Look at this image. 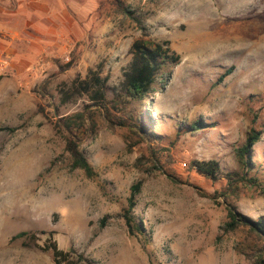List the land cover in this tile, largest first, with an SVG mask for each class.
<instances>
[{"label": "rangeland", "instance_id": "obj_1", "mask_svg": "<svg viewBox=\"0 0 264 264\" xmlns=\"http://www.w3.org/2000/svg\"><path fill=\"white\" fill-rule=\"evenodd\" d=\"M56 3L40 34L0 29V264H54L39 247L49 231L59 249L82 257L79 264H253L255 255L238 253L246 234L222 227L226 209L250 221L264 217V195L243 187L225 199L222 181L213 184L189 165L215 159L222 174L237 170L235 148L255 127L262 132L251 159L264 169V0ZM138 39L179 56L141 104L153 135L176 138L163 166L149 161L148 138L112 122L128 121L118 97ZM90 70L107 77L106 110L86 93L62 103L61 91ZM82 112L81 132L62 127L64 117ZM197 120L212 127L180 130ZM73 133L91 178L70 168L65 146ZM22 171L21 184L12 178ZM125 211L142 234H128Z\"/></svg>", "mask_w": 264, "mask_h": 264}, {"label": "trees", "instance_id": "obj_2", "mask_svg": "<svg viewBox=\"0 0 264 264\" xmlns=\"http://www.w3.org/2000/svg\"><path fill=\"white\" fill-rule=\"evenodd\" d=\"M120 8L122 14L128 17L133 16L130 7H125L120 3ZM129 52L131 58L123 71V79L121 82L124 95L118 97L120 104L123 106L126 105L129 108L128 121L119 117L117 121L112 122L119 123L121 126H134V134L142 133L139 135V138L142 140L148 138L151 144L147 146L149 161L153 164L158 163L163 166L164 160H166L165 158H171L170 150L167 146L170 144L174 145L176 138L170 143L153 135L149 131L150 124L144 118V111L141 108V104L149 100L157 92L160 85L165 83L171 68L179 63V56L171 52L168 48H163L160 44L145 39L135 40ZM71 66L69 63L66 67L69 68ZM228 74L225 73L222 75L218 79V83ZM106 91L107 77H101L99 74L90 70L86 79L74 82L69 89L61 91V100L62 103H65L71 100L74 95L86 93L96 106L106 110ZM85 119L84 112L66 116L62 119V127L68 129V131L75 128V132L79 133L85 125ZM94 126V121H91V127ZM210 126L212 127L211 123L197 120L191 122L183 130H180L195 132ZM178 132L179 130L177 131L176 137L179 136ZM261 132V130L255 127H250L246 133L244 143L235 148L238 163L237 170L222 174L220 163L215 159L193 160L190 162L189 168L201 174L213 184L222 181L223 192L221 196L225 199L236 196L243 187H249L257 195H264V169H260L259 167L255 169V165L251 159L252 147L260 140ZM76 136L73 133V135L66 137L65 151L68 153L70 168L72 170H81L86 177L91 178L94 175L93 169L80 150V142ZM139 191L140 183L131 186V193L128 199L130 207L134 206L133 198ZM226 210L227 220L222 227L223 232L225 234L236 233L238 231L244 232L246 238H244L243 242L239 243L238 253L242 255H255L253 264H264V217H260L256 221H250L233 212L231 209ZM125 224L129 235L134 236L136 233H143L141 225L137 222L134 215L128 213V211L125 213ZM25 235L27 233H21L19 236ZM53 235V231L47 232L46 241L39 247L42 251L51 253L54 264H79L83 260L81 256L75 257L70 251L59 249L57 242L53 239Z\"/></svg>", "mask_w": 264, "mask_h": 264}, {"label": "crops", "instance_id": "obj_3", "mask_svg": "<svg viewBox=\"0 0 264 264\" xmlns=\"http://www.w3.org/2000/svg\"><path fill=\"white\" fill-rule=\"evenodd\" d=\"M56 2L57 0H0V29L12 30L14 33L18 30H32L40 34L47 28L50 21L48 16H55Z\"/></svg>", "mask_w": 264, "mask_h": 264}, {"label": "bare ground", "instance_id": "obj_4", "mask_svg": "<svg viewBox=\"0 0 264 264\" xmlns=\"http://www.w3.org/2000/svg\"><path fill=\"white\" fill-rule=\"evenodd\" d=\"M249 1V0H248ZM27 177H28V174L26 173V172H24V171H22L20 174H19V176H18V178H17V175H14V177L12 178V179H14L15 181H16V179H17V181L19 182V183H24L26 180H27ZM16 178V179H15ZM16 181V182H17ZM20 185V184H19ZM18 190V189H17ZM12 193L14 192V187L12 188V191H11Z\"/></svg>", "mask_w": 264, "mask_h": 264}]
</instances>
